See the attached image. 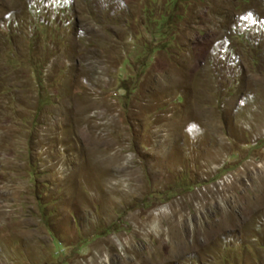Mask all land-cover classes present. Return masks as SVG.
Listing matches in <instances>:
<instances>
[{"label":"rangeland","instance_id":"rangeland-1","mask_svg":"<svg viewBox=\"0 0 264 264\" xmlns=\"http://www.w3.org/2000/svg\"><path fill=\"white\" fill-rule=\"evenodd\" d=\"M0 264H264V0H0Z\"/></svg>","mask_w":264,"mask_h":264}]
</instances>
